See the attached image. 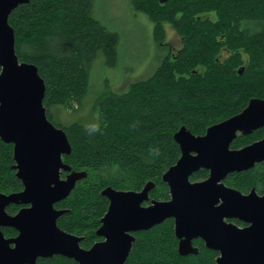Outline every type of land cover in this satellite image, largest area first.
<instances>
[{
  "label": "trees",
  "instance_id": "obj_1",
  "mask_svg": "<svg viewBox=\"0 0 264 264\" xmlns=\"http://www.w3.org/2000/svg\"><path fill=\"white\" fill-rule=\"evenodd\" d=\"M93 0H29L8 17L15 33L19 60L37 66L45 83L47 107L79 100L84 95L89 67L102 53L108 65L116 56L118 35L92 14ZM134 10L145 12L154 22L160 39L163 23L182 37L174 55L165 56L152 75L133 82L120 93L102 94L101 123L97 128L78 123L61 126L71 150L63 161L87 176L57 207L65 210L59 227L81 237L90 247L99 237L96 229L108 201L101 190H140L152 180L150 198L169 199L163 172L180 156L173 133L185 125L201 135L206 128L240 112L252 97L264 99V0H130ZM215 13V19L208 14ZM159 35V37H158ZM264 136V126L249 135H238L237 147ZM13 145L0 139V191L22 189L12 168ZM199 170L191 179H201ZM226 185L247 192L264 189V162L229 173ZM19 205L6 209L15 212ZM7 235L14 229L4 228ZM213 251L200 247L196 254L180 255L172 218L137 232L124 264H216ZM35 264H78L54 255L39 257Z\"/></svg>",
  "mask_w": 264,
  "mask_h": 264
},
{
  "label": "water",
  "instance_id": "obj_2",
  "mask_svg": "<svg viewBox=\"0 0 264 264\" xmlns=\"http://www.w3.org/2000/svg\"><path fill=\"white\" fill-rule=\"evenodd\" d=\"M29 0H0V139L13 145V169L22 182L19 192H0V264H35L39 257L62 255L78 264H124L132 231L146 230L173 218L180 255L197 253L192 239L199 237L207 248L219 251L216 264H264V193H242L227 186V174L246 171L264 162V137L241 148H230L237 134L247 135L264 126V99L252 97L238 113L208 126L202 135L185 125L174 133L180 156L162 174L169 199H149L152 180L140 190H101L108 206L96 230L103 240L89 248L81 237L57 224L66 209L54 207L87 172L74 170L62 159L71 150L63 128L48 119L43 104L45 83L37 66L19 60L15 33L8 17ZM165 3L167 0H158ZM200 168L207 178L190 181ZM66 174L62 178L61 173ZM25 204L14 215L6 206ZM248 223L239 227L224 218ZM2 227L17 235L7 238Z\"/></svg>",
  "mask_w": 264,
  "mask_h": 264
},
{
  "label": "rangeland",
  "instance_id": "obj_3",
  "mask_svg": "<svg viewBox=\"0 0 264 264\" xmlns=\"http://www.w3.org/2000/svg\"><path fill=\"white\" fill-rule=\"evenodd\" d=\"M92 14L117 33L116 59L108 65L99 53L90 64L84 95L47 107L51 120L61 126L78 123L97 128L101 123V94L124 92L133 82L150 77L165 56L174 55L182 46V37L169 23H163L164 33L157 39L154 22L145 12L134 10L130 0H93ZM208 16L216 17L213 12Z\"/></svg>",
  "mask_w": 264,
  "mask_h": 264
},
{
  "label": "flooded vegetation",
  "instance_id": "obj_4",
  "mask_svg": "<svg viewBox=\"0 0 264 264\" xmlns=\"http://www.w3.org/2000/svg\"><path fill=\"white\" fill-rule=\"evenodd\" d=\"M46 109V108H45ZM47 114V113H46ZM48 117V116H47ZM49 119V118H48ZM50 120V119H49ZM263 127V126H262ZM262 127H260V128H262ZM259 129V128H258ZM258 129H256V130H258ZM256 130H253L251 133H253L254 131H256ZM250 134V133H249ZM249 134H247V135H249ZM202 135V134H201ZM238 135H243V134H240V133H238L237 134V136ZM236 136V137H237ZM244 136H246V135H244ZM264 136H262V137H259V138H257V139H254V140H252L251 142H249V143H246V144H243V145H240V146H237V147H233L232 146V143H233V141H234V139H233V141L231 142V144H230V148H241V147H243V146H245V145H247V144H250V143H252V142H254V141H256V140H259V139H261V138H263ZM13 158V157H12ZM62 159H63V156H62ZM14 161V160H13ZM66 163V162H65ZM259 163H263V162H259ZM259 163H256V164H259ZM14 164V163H13ZM13 166V165H12ZM13 168V167H12ZM201 169H203V170H206L207 171V175L204 177V178H201V179H191L190 177L193 175V174H195L196 172H198L199 170H201ZM15 170V169H14ZM75 170V169H74ZM199 170H197V171H195L194 173H192L190 176H189V179H190V181H200V180H203V179H205V178H207V176H208V173H209V171L207 170V169H204V168H200ZM16 173V172H15ZM65 174H66V172L65 171H62V173H61V177L63 178L64 176H65ZM228 175V174H227ZM226 175V176H227ZM225 179V178H224ZM162 180V179H161ZM79 182V181H78ZM223 182H224V180H223ZM165 183V182H164ZM225 183V182H224ZM226 184V183H225ZM167 185V184H166ZM228 186V185H227ZM155 187V186H154ZM22 189H23V185H22ZM21 189V190H22ZM251 189H255V191H256V193L257 194H259V195H261V194H263L264 193V189L263 190H261V189H257L256 187H251L250 189H249V191L251 190ZM21 190H19V191H21ZM123 190H125V189H123ZM19 191H15V192H19ZM151 191V190H150ZM150 191H149V199L147 200V201H144L142 204L143 205H148L149 203H150V200L152 199V198H150ZM249 191H247V192H245V193H248ZM1 192V191H0ZM2 193H5V192H2ZM9 193H13V192H9ZM242 193H244V192H242ZM6 194H8V193H6ZM107 199V198H106ZM108 201V200H107ZM59 202H61V201H59ZM59 202H56V203H59ZM56 203L54 204V207L55 208H57V209H62V207H57L56 206ZM10 205H19V208L15 211V212H13V213H9L8 211H7V207L8 206H10ZM24 206H26L25 204H14V203H11V204H9V205H7L6 206V208H5V210L7 211V213L8 214H10V215H14V214H16L17 212H18V210L19 209H21L22 207H24ZM58 219V218H57ZM173 219V218H172ZM224 220L226 221V222H233V223H235L237 226H239V227H244V226H246V225H248V223H246V222H242V221H240V220H238V219H234V218H227V217H225L224 218ZM163 222V221H162ZM159 224V223H158ZM173 224H174V221H173ZM157 225V224H156ZM59 226V225H58ZM100 226V225H99ZM155 226V225H154ZM153 227V226H152ZM4 228H12V229H14V231H15V234H13V235H7V234H5L4 233V231H3V229ZM151 228V227H150ZM2 229V232L4 233V236L5 237H7V238H10V237H14V236H16L17 235V230L15 229V228H13V227H2L1 228ZM98 229V228H97ZM96 229V230H97ZM147 230V229H146ZM140 231H142V230H137V231H132L131 232V234L133 235V237H134V239H133V241H132V243H131V246H132V244H133V242H134V240H135V234L137 233V232H140ZM76 235V234H75ZM175 235V234H174ZM98 236V235H97ZM99 237V239L98 240H96L95 242H98V241H101V240H103V237H101V236H98ZM176 237V236H175ZM176 239H177V237H176ZM94 242V243H95ZM93 243V244H94ZM92 244V245H93ZM177 244H178V239H177ZM192 244H193V247H195V248H197V252L199 251V248L200 247H204V248H206V249H209V250H211V251H213L214 253H215V255H216V257L218 256V254H219V251H217L216 249H211V248H207L206 246H205V242L201 239V238H199V237H196V238H193L192 239ZM81 245V244H80ZM91 245V246H92ZM90 246V247H91ZM84 248V247H83ZM89 248V247H88ZM130 249H131V247H130ZM130 251V250H129ZM196 254V253H195Z\"/></svg>",
  "mask_w": 264,
  "mask_h": 264
}]
</instances>
